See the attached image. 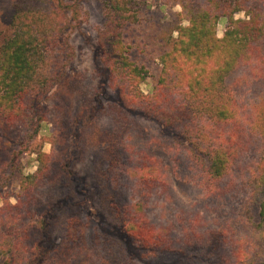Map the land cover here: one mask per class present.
I'll list each match as a JSON object with an SVG mask.
<instances>
[{
    "label": "rangeland",
    "instance_id": "rangeland-1",
    "mask_svg": "<svg viewBox=\"0 0 264 264\" xmlns=\"http://www.w3.org/2000/svg\"><path fill=\"white\" fill-rule=\"evenodd\" d=\"M137 2V19L125 27L123 42L130 59L146 70L139 90L147 94L161 72L159 56L171 48L176 27L187 22L172 1ZM18 6L38 11L59 32L51 46L54 83L34 100V109L26 100L34 123L10 129L0 151L3 164L11 158L0 170V264H225L223 254L232 247L219 244L215 234L242 209V193L208 195L185 145L142 111L124 110L98 47L108 27V0H0V46L13 33ZM227 25V17L218 19V37ZM144 168L150 181L140 177ZM66 195L74 208L62 204ZM132 214L147 215L173 241L169 249L134 243L124 230ZM252 214L256 220L255 208ZM74 220L79 240L69 234ZM16 241L20 248L12 250Z\"/></svg>",
    "mask_w": 264,
    "mask_h": 264
},
{
    "label": "trees",
    "instance_id": "trees-1",
    "mask_svg": "<svg viewBox=\"0 0 264 264\" xmlns=\"http://www.w3.org/2000/svg\"><path fill=\"white\" fill-rule=\"evenodd\" d=\"M166 1L180 7L179 18L187 24L176 27L171 48L159 56L161 72L151 92L139 90L146 70L130 59L123 42L125 27L137 19V0H108V27L98 39L101 61L124 110L142 111L171 132L177 145H185L208 195L222 199L242 193V209L234 217L225 213L215 234L219 244L232 247L223 254L225 264H264V2ZM240 12L244 17L235 18ZM220 17H227L228 25L218 37ZM11 25L12 35L0 46V151L10 129L34 123L26 110L37 107L34 100L50 90L56 75L51 46L58 40L57 25L47 26L38 11L19 6ZM10 161H0V170ZM140 177L152 179L147 168ZM71 196L62 202L68 208L76 206ZM146 219L132 214L125 221L126 234L142 248L169 249L173 241ZM45 222L38 226L41 235ZM68 225L70 236L81 239L77 222ZM9 246L20 248L18 241ZM36 251L43 253L39 247Z\"/></svg>",
    "mask_w": 264,
    "mask_h": 264
}]
</instances>
